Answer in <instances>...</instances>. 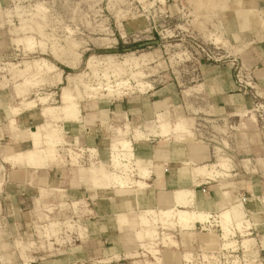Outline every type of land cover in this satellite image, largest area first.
Masks as SVG:
<instances>
[{
  "label": "rangeland",
  "instance_id": "rangeland-1",
  "mask_svg": "<svg viewBox=\"0 0 264 264\" xmlns=\"http://www.w3.org/2000/svg\"><path fill=\"white\" fill-rule=\"evenodd\" d=\"M233 1L8 0L5 2V26L0 28V97L4 98L10 107H15L14 113L17 112V107L26 108L27 111L43 110L45 124L41 123L36 130L28 131V136L34 141V147L27 154V159L25 157V160L8 159L9 155L3 157V153L0 152V264H54L52 261L33 258V254L37 251L35 238L44 237L48 243H42L39 248L48 251L53 247L49 243L53 237L59 238L60 235L71 237L69 235L75 234L77 228H80L81 232L78 216H72V206L67 202L63 204L60 199L56 201L53 195L37 196L36 191L32 189L35 195H32L33 198L30 197L31 199L25 204L19 203V198L15 196L13 203L5 194V188L6 185H11L9 184L11 181H16L19 174L14 168L9 171L5 161L13 165L28 164V160L34 163L36 158L42 156L46 157L45 163L49 165L59 163L66 166L70 156L73 158V163L69 161L72 166L85 161L89 157L88 152L83 148L73 149L71 146H67L66 149L65 140L55 125L56 119L62 115L76 118L68 107L73 103L78 105L79 115L82 108H93L97 107L98 103L116 102L133 95L153 92L176 80L179 81V85L175 84L174 90L176 88L188 93L190 87L196 84L195 76L198 69L195 66L203 61L232 60L237 67L236 75L241 65L247 66L241 63L238 57L229 55L226 58L228 53L220 52V47L224 45L221 32L226 30L229 22L232 23L230 18L238 6ZM249 23L250 31L259 36L264 33V5L249 13ZM91 56H94V62L96 61L92 67L88 65ZM251 91L257 90L255 88ZM245 119H249L246 123L250 128L256 129L257 125L264 126V108L256 106ZM178 123H181V127L175 130ZM168 124L169 131L165 132L161 129L162 134L168 132L170 137L175 139L196 138L194 122L175 119ZM33 131L38 133L37 137ZM124 131L125 135L119 132L112 142L125 138L129 140L127 138V136L131 137L129 128ZM229 131H222L220 134L225 138L235 130ZM213 133L218 135L216 131ZM45 135L50 140L47 137L45 139ZM210 142L219 145L216 139ZM58 145L60 147H57ZM112 147L109 150L108 161H103L104 163L100 165H96V162L92 163V166L87 168L88 174L96 179L97 174L104 176L107 187L121 186L120 183L112 180V174L110 175L112 171L120 177H126V180L123 179L126 181V186L134 183L137 171L132 163L131 158L134 156L132 151L120 147L119 157L114 159ZM81 150L83 154L78 158L77 154L82 153ZM225 150L228 149L221 150L219 146L217 147L216 159L213 161L216 165L211 167L214 171L222 169L221 175H224V172L228 173L232 164L231 152L227 154ZM91 151L92 158H98L95 152ZM117 159L121 162L122 159H129L128 164L123 162L125 166L127 164L128 170L123 165L113 167ZM42 165L43 163H39L34 166ZM97 167L99 168L96 169ZM123 168L126 170H120ZM92 169L97 171L92 173ZM72 173L74 177H79L77 171ZM96 179L94 185L97 184ZM32 185L34 189L38 188L34 182ZM243 202L239 201L224 208L225 210L217 214L218 217H213L214 219L211 218L210 221L211 215L208 213L209 217L205 222L196 220L201 222L196 227L193 224L188 228L157 217L155 221L151 219L148 225L140 223L135 232L142 241L145 254L149 253L148 256L158 264L163 262L166 264H258L254 262L255 257L246 256L247 254L243 256L242 251L246 252L249 249L254 252L258 250L264 264L260 243L253 239L255 235L239 234V232L245 233L241 221L245 218V213L242 212ZM73 206L77 210L78 202H74ZM232 207L240 210L242 216L234 218L229 210ZM23 211L27 214L23 215ZM149 217L153 218L152 215ZM24 220L30 224L29 228H26L30 240L23 243L19 230L25 229L23 227L19 229V226ZM238 221H241V226H238ZM223 223L230 225L226 231L222 226ZM51 226L54 228L52 229ZM194 231L197 236L195 244L187 245V249H184L177 242L178 238L180 240V236H191V234L193 237ZM225 232L228 235H225ZM235 234L233 238L232 235ZM150 259L144 255L133 264H151ZM132 262L133 260H125L123 264H132Z\"/></svg>",
  "mask_w": 264,
  "mask_h": 264
},
{
  "label": "crops",
  "instance_id": "crops-1",
  "mask_svg": "<svg viewBox=\"0 0 264 264\" xmlns=\"http://www.w3.org/2000/svg\"><path fill=\"white\" fill-rule=\"evenodd\" d=\"M6 1L0 0V28L5 26ZM233 3L238 6L230 18L232 23L221 32L225 47H220V52L228 53L226 58L238 57L247 66L257 83L258 97L264 98V33L259 36L248 26L249 13L260 9L264 0H234ZM195 67L198 69L196 84L188 93L174 90L175 84L179 85L176 80L153 92L82 108L76 118L62 115L56 119L55 125L65 140L66 149L67 146L92 148L95 155L97 151L98 158L92 161L96 165L108 161L112 141L119 132L125 135L124 130L129 128L131 137L127 138L132 142V163L137 173L134 183L128 186L107 187L104 176L99 174L94 185V178L87 171L92 165L87 159L82 160L81 166L68 163L67 167L43 163L47 161L44 156L36 158L34 163L28 160V164L13 165L5 161L9 171L14 168L19 174L17 180L5 188V194L13 203L14 196L25 204L32 195L50 194L56 201L60 199L63 204L71 205L72 216L77 215L81 223V232L77 228L75 234L69 235L71 237H53L49 241L53 247L48 251L39 248L48 241L44 237L35 238L37 251L33 258L54 264H123L125 260H133V264L144 255L151 258L149 253L145 254L135 232L142 211L180 208L217 215L239 201H244L242 212L245 213L242 223L245 233L241 234L253 231V239L260 243L264 257V126L250 128L246 123L249 119H245L255 110L260 98L253 91L239 88L232 60L203 61ZM14 108L0 97V152L3 157L9 155L8 159L25 160L34 147L28 131L36 130L45 119L41 109L27 111L17 107L14 113ZM160 117L168 123L175 119L194 122L196 138L175 139L168 133L162 134ZM230 129L238 133L231 132L225 138L220 134ZM215 139L219 145L210 142ZM218 146L221 150L228 149L227 154L231 152V168L224 175H221L222 170H210L216 165L213 161ZM39 163L43 165L34 166ZM202 166L207 173L200 171ZM73 171H77L78 178ZM182 190L191 194L178 199L175 193ZM74 202L79 204L77 210ZM200 223L195 221L194 227ZM29 226L25 220L19 226L25 229L19 230L23 243L30 240L26 231ZM191 236H180L177 242L187 249V245L196 242L195 231ZM152 259L151 264H158Z\"/></svg>",
  "mask_w": 264,
  "mask_h": 264
},
{
  "label": "bare ground",
  "instance_id": "bare-ground-1",
  "mask_svg": "<svg viewBox=\"0 0 264 264\" xmlns=\"http://www.w3.org/2000/svg\"><path fill=\"white\" fill-rule=\"evenodd\" d=\"M94 60H95V57L94 56H91L89 59H88V65L89 66H94V64H95V62H94ZM41 64V63H40ZM35 66V65H34ZM30 67V66H29ZM29 103H31V102H29ZM68 107H70L71 108V114L74 116V117H77L78 116V113H79V109H78V105L76 104V103H73V104H71V105H68ZM160 120L162 121V118L160 117ZM181 124V123H180ZM179 123L178 124H176V127H175V130L176 129H178V128H180L181 127V125H180ZM168 123L164 120V121H162L161 122V124H160V127H161V129H162V131H169V129H168ZM185 128V127H184ZM172 129H174V127L172 128ZM161 131V132H162ZM51 132V131H50ZM138 132V131H137ZM137 132H135L136 133V135L138 134ZM33 133L35 134V136L36 135H38V133H35L34 131H33ZM32 133V134H33ZM168 133V132H167ZM48 135L49 136H51L50 135V133H48ZM37 137V136H36ZM35 137V138H36ZM47 136L45 135V139H49L50 140V138L49 137H47ZM134 138V137H133ZM132 138V139H133ZM44 139V140H45ZM47 141V140H46ZM136 141V140H135ZM50 142V141H49ZM42 143V142H41ZM47 143H48V141H47ZM51 143V142H50ZM52 144V143H51ZM35 145H37V144H35ZM120 147H122L123 149H126V151L127 150H132V142L130 141V140H127V139H121V140H118V141H115L114 143H113V155H112V157H114V159L115 158H117V156L119 157V154H120ZM92 149V148H91ZM91 149L89 148L88 149V155H89V159L91 160L90 161V163H89V165L90 164H92V161H93V159H94V161H96V157H93L92 158V156L90 155V153H91ZM119 149V150H118ZM96 150V149H95ZM116 150H117V153H116ZM28 151H30V150H28ZM46 151V150H45ZM82 151V150H81ZM86 151V150H85ZM34 152V151H33ZM49 152V151H48ZM50 153V152H49ZM124 153V152H123ZM122 153V154H123ZM34 154H35V152H34ZM76 154V153H75ZM81 154H83V151H82V153H78L77 154V157H78V155H79V157L78 158H80L81 157ZM220 154V153H219ZM225 154V153H224ZM45 155V154H44ZM96 155H97V151H96ZM42 156V155H41ZM76 156V155H75ZM75 158V157H74ZM71 159V160H70ZM70 159H68V163H70V162H72L73 163V159H72V157L70 156ZM132 159V158H131ZM220 159V158H219ZM228 159V158H227ZM227 159H225V160H227ZM43 160V159H42ZM118 160V159H117ZM129 160V159H128ZM127 159H122V161L123 162H126L127 164H128V162H130V161H128ZM224 160V159H223ZM70 161V162H69ZM235 161V160H234ZM123 162H121V160L119 161H115V166H113V167H116V165L117 166H119V165H123V167L124 168H126V166H127V164H126V166H125V163H123ZM43 163H45V162H43ZM225 163H227L226 161H225ZM81 162L80 163H78V165H80L81 166ZM114 164V163H113ZM214 164V163H213ZM218 164V163H217ZM229 164H230V162H229ZM73 166H75V164L73 165ZM120 166V167H121ZM132 166V165H131ZM207 166V165H206ZM220 166V165H219ZM227 166V165H226ZM130 167V166H129ZM214 167V166H213ZM212 167V168H213ZM94 168V167H93ZM97 168H99V167H97ZM96 168V169H97ZM120 169V170H126V169ZM96 169H92L91 171H92V173H94L95 172V170ZM116 169V168H115ZM128 170V169H127ZM210 170H212V169H210ZM222 170V169H221ZM97 171V170H96ZM200 171H202V172H204V173H207V170H206V167L204 166H202V168H200ZM206 171V172H205ZM214 171V170H213ZM217 171V170H216ZM129 172V171H128ZM141 171H139V173H140ZM197 172V171H196ZM208 172H210V171H208ZM119 173V172H118ZM138 173V174H139ZM142 173V172H141ZM211 173H213V172H211ZM210 173V174H211ZM112 174V175H111ZM143 174V173H142ZM98 175V174H97ZM110 175L112 176V180L113 181H115V182H117V183H120L121 184V187H125L127 184H126V177L125 178H123V177H120V175H117L116 173H115V171H112V172H110ZM141 175V174H140ZM144 175V174H143ZM205 175V174H204ZM145 176V175H144ZM149 176V175H148ZM141 177V176H140ZM147 177V176H146ZM94 179H96V178H94ZM123 179H125V180H123ZM129 179V178H128ZM127 179V181H130V180H128ZM111 180V179H110ZM113 181H112V183H113ZM128 183V182H127ZM135 184H137V183H135ZM138 185H142L140 182H138ZM192 192V191H191ZM175 194H177L176 196H177V198L178 197H186L187 196V194H191L190 192H187V191H181V192H179V193H175ZM175 196V195H174ZM188 196H190V195H188ZM175 198V197H174ZM179 199V198H178ZM189 200H191V199H189ZM180 201H181V198H180ZM180 201H178L179 203H181ZM185 201H187V200H185ZM184 201V202H185ZM184 202H183V204H184ZM189 202V201H188ZM189 204V203H188ZM187 204V205H188ZM176 205H178L177 203H176ZM179 205H182V204H179ZM189 206V205H188ZM175 208V207H174ZM225 210V209H224ZM229 210H231L230 212H232V214H233V216H234V218H239V217H241L242 216V212L240 211V210H237L235 207H232L231 209H229ZM227 213V212H226ZM123 214V213H122ZM149 215H152V217L153 218H151V217H149ZM157 217L158 218H160V219H162V220H169V221H174L175 223H178V224H180V225H182V226H188V228L189 227H191L193 224H194V222L198 219V220H201L202 222H205L206 220H207V218L209 217V215H208V213H205V212H195V211H193V210H188V209H180V208H177V209H167V210H160V211H153V210H146V211H142L140 214H139V221H140V223L142 224V225H148L149 224V222L151 221V219H153V221H155V220H157ZM160 221V220H159ZM209 221H210V217H209ZM242 221V223H243V220H241ZM241 221H238L237 222V224H238V226H241L240 224H241ZM106 223V222H105ZM110 223V222H109ZM104 224V223H103ZM73 225V224H72ZM230 225H231V222H230ZM230 225H228V224H225V223H223L222 224V226H223V228H224V230L226 231V228H228V226H230ZM52 227V226H51ZM54 227H52V229H53ZM51 229V228H50ZM225 235H228L227 234V232H225L224 233ZM214 238V237H213ZM225 238H226V236H225ZM224 238V239H225ZM229 238V237H228ZM214 241V240H213ZM212 241V242H213ZM217 242V241H216ZM206 243V242H205ZM207 243L209 244V241H207ZM202 244H204V243H202ZM227 245V244H226ZM204 246V245H203ZM213 246V245H212ZM212 246L210 247V248H212ZM204 247H207V246H204ZM209 247V246H208ZM207 247V248H208ZM214 247V246H213ZM209 248V249H210ZM215 249H216V247H215ZM221 248H219V250H220ZM212 250H214V249H212Z\"/></svg>",
  "mask_w": 264,
  "mask_h": 264
},
{
  "label": "built area",
  "instance_id": "built-area-1",
  "mask_svg": "<svg viewBox=\"0 0 264 264\" xmlns=\"http://www.w3.org/2000/svg\"><path fill=\"white\" fill-rule=\"evenodd\" d=\"M237 68V67H236ZM250 74H252L250 71H249V69L247 68V67H244V65H241L239 68H238V72H237V74H236V79H237V82H238V85H239V88L240 89H242V90H244L245 92L247 91V90H255V88H256V85H257V83H256V81H255V79H254V75L252 76V75H250ZM255 93V95L258 97V94H257V91H255L254 92ZM258 98H260V101H257V103H256V106L258 107V108H264V98H261V97H258ZM87 152H88V149L86 150ZM87 160H89L88 158H87ZM213 217H218V215H211L210 216V219L211 218H213ZM214 219V218H213ZM201 224V223H200ZM236 232V231H235ZM237 234V233H236ZM236 234L235 235H232V237L234 238L235 236H236ZM239 234L241 235V233L239 232ZM252 234H254V232L253 231H250V232H247L246 233V236H248V235H252ZM242 236H243V234H242ZM232 251H234V250H232ZM245 252V251H244ZM243 251H242V254H243V256L245 255V254H247L246 256H251V257H255V261L254 262H257L258 264H262V259H261V255H260V253H259V251L258 250H256L255 252L254 251H252V249H249V250H246V252L244 253ZM249 252V253H248ZM261 259V260H260ZM264 260V259H263Z\"/></svg>",
  "mask_w": 264,
  "mask_h": 264
}]
</instances>
